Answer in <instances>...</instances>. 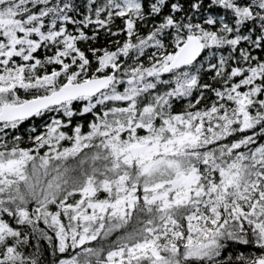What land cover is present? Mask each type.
<instances>
[{
	"label": "snow or ice",
	"instance_id": "6c2138e0",
	"mask_svg": "<svg viewBox=\"0 0 264 264\" xmlns=\"http://www.w3.org/2000/svg\"><path fill=\"white\" fill-rule=\"evenodd\" d=\"M0 264H264V0H0Z\"/></svg>",
	"mask_w": 264,
	"mask_h": 264
}]
</instances>
